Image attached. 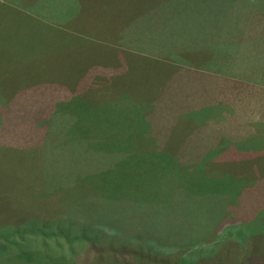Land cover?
Listing matches in <instances>:
<instances>
[{
    "label": "rangeland",
    "instance_id": "rangeland-1",
    "mask_svg": "<svg viewBox=\"0 0 264 264\" xmlns=\"http://www.w3.org/2000/svg\"><path fill=\"white\" fill-rule=\"evenodd\" d=\"M251 62L264 63V0H0V232L63 229L46 237L45 245L43 235L26 233L35 259L7 262L5 253L0 263L203 264L213 256L235 258L236 242L248 246L249 238L264 232V165H228L221 177L208 175L207 183L194 176L196 186L189 188L184 178L169 197L129 202L111 199L105 186L107 176H119L109 172L112 165L127 171L130 163L113 156V149H98L119 141L112 140L119 124L125 134L136 132L126 115L148 95L161 107V98L173 96V115L204 111L191 130L233 126L241 137L238 152L250 155L257 145L264 151V112L255 116L256 107L264 108L262 75L253 79L242 68ZM91 85L103 91L82 99ZM224 96L235 104L225 106L219 100ZM199 98L203 105L188 109ZM164 114L152 112L151 121L160 118L165 128L171 116ZM109 115L117 127L107 124ZM226 136L217 148L236 135L231 130ZM118 207H124L121 215ZM122 228L127 234L120 239ZM89 233L97 244L79 237ZM177 242L187 245L172 246ZM249 253L250 247L243 254Z\"/></svg>",
    "mask_w": 264,
    "mask_h": 264
},
{
    "label": "trees",
    "instance_id": "trees-1",
    "mask_svg": "<svg viewBox=\"0 0 264 264\" xmlns=\"http://www.w3.org/2000/svg\"><path fill=\"white\" fill-rule=\"evenodd\" d=\"M92 86L93 85L87 86V89L83 93H80L82 99L85 100V98H87L88 96L92 97L94 93L93 91L95 92L103 91L101 89L92 90ZM53 94L57 95L55 89L50 95L53 97L54 96ZM94 94L96 95V93ZM48 95L49 94H46V96ZM203 95L209 96L208 94H203ZM101 97L105 98V95H101ZM64 98H61V100L66 101ZM98 99L99 98L96 97V99L93 102L95 101L97 102ZM192 99L193 98L191 96L189 99L188 96L186 98L183 97L185 103H189L190 102L189 100ZM201 100L202 99L200 98L197 99L195 103H198V105L188 109L200 108V106L203 105ZM50 101L48 102L49 104L52 102ZM161 102H163L164 107L157 106L156 104L151 102V99L150 97H148V95H145L144 97L140 98L139 104L137 106L135 104L130 106L128 113L126 115L129 116V118L131 119L128 127H133L134 125H136V132L130 131L129 133L125 134L124 132H121V129L119 128L121 127V125L119 124L118 126L119 130L113 134V138H112V140L117 139L119 141H113L114 142L113 147L98 145L99 146L98 150L110 153L111 151L110 149H113L114 150L113 156L115 157L120 156L119 160H126L127 163H130L129 169L127 171H125L127 166H125V168L123 169H118L117 168L118 165L116 166L112 165L113 167L111 169L110 168L108 169L109 172L112 171L117 172V175H119V176L116 175L107 176L108 182L105 187L111 190L112 193L109 196L111 199L128 198L127 200L129 201L133 199L135 200L137 198H145V200L150 198L146 196L169 197L172 194V191H174L179 184H182L181 181H183L184 178L185 179L183 182L185 186H188L189 188H193L196 185H194V182L191 179L192 177L198 176L199 182L207 183V181L209 180V178L207 177L208 175L221 177V175L223 174L222 167H226L230 165L227 162L233 161V158H228V157L223 158L224 150L220 151L224 149L222 145H220L217 148V144H220V137H219L220 130L215 131L212 127H207V128L201 127L196 130L195 129L191 130V127L195 125L193 123L194 118H196V124L200 122L202 116H205L204 111L186 112L181 110L173 115L172 112V103H174L173 96H164L163 98H161ZM44 103L45 105H47V102H43V104ZM195 103L193 105H195ZM26 107H29V105L28 106L26 105ZM157 109L162 110V112L157 111ZM152 112H155V115H159V116L160 115L164 116L165 115L164 112L170 115L171 116L170 123L165 128H163L164 126L160 124V122H162V119L159 118L158 124L156 119H153L152 122L151 121ZM208 114L210 113L207 112V115ZM192 115L193 117H188ZM117 122L118 119L115 118L114 115L113 116L109 115L107 124H114L112 127H117L115 125V123ZM177 129L187 130V135L186 136L177 135L176 137L175 131ZM152 131H153V135L156 138H153V136L150 135ZM159 134L161 135L160 137ZM148 136H150L151 138H149ZM183 137L185 138L183 139ZM176 138L179 140V142L176 140ZM218 138H219V142L216 143ZM210 148H217V149L220 148V150L219 152L217 151L215 152V154H213ZM225 153L227 156H229L231 154V150L226 148ZM245 157L248 158L242 159V161L239 164L233 166L244 167L245 165H249V164H245L246 160L249 161L252 160L251 162H255L256 159H259L260 157L263 158V155L258 154L256 155L255 159H253V156L250 155ZM120 166L121 165H119V167ZM203 175H205L206 177H204ZM226 180L229 182H233L234 179L233 177H227ZM129 202H135V201H129ZM81 210L84 209L81 208ZM118 211H120L119 214L121 215V213L124 211V207H118ZM142 213L143 212L138 213V216L141 215ZM101 214L103 217H105L104 213ZM144 216L145 214L143 215V217ZM7 219L11 220V217H7ZM124 220H120L119 216L115 217L116 222L123 223ZM58 227L59 226L56 225H47L46 228L33 226L31 230H29L28 227H23L21 229L14 228L15 230L6 229V231L0 232V257L4 256V254L6 253L5 257L7 262L12 261L14 260V258L17 257L24 258L25 261L27 257L30 261H33L35 259L34 254H32V252L28 251L26 248L29 245V241H30L29 239L26 238V233H30V234L32 233L34 238L36 237L35 234L43 235L44 240H42V242L44 244L45 240H48L46 239V237L49 236L52 237L53 235H56L57 237L59 236V234H63V229L58 231L57 230ZM89 229L92 230L91 228ZM124 233H126V229L122 228L121 231L119 232L120 239L123 237L121 234ZM81 235L82 236H79L81 239H90L89 241L92 245L97 244L95 241L97 240V236L95 237V234L89 233V236L84 234ZM76 236H78V234L75 235L74 239H79V237ZM18 237H20L21 239L27 242L23 240L20 241ZM127 244L128 241H124L123 245H127ZM185 245L187 244H183L181 242L172 243V246L174 247L185 246ZM14 248L18 250L15 254L11 252V250ZM113 250L115 249L113 248ZM47 254L53 255L49 253ZM54 256L59 258L60 260L61 257L60 255H54ZM47 259L49 260V258ZM112 262H113L112 264H114V262L115 264H128L126 260H124L125 263L118 260H114Z\"/></svg>",
    "mask_w": 264,
    "mask_h": 264
},
{
    "label": "crops",
    "instance_id": "crops-1",
    "mask_svg": "<svg viewBox=\"0 0 264 264\" xmlns=\"http://www.w3.org/2000/svg\"><path fill=\"white\" fill-rule=\"evenodd\" d=\"M249 64H250L251 67H242V68L248 69L251 72V74L254 75L253 79H258V80H259V78L257 77V75H258V71H259L260 75H262V77L260 78V83L261 82L262 83L260 85H264V72H262V70L264 71V63L258 64V65H254L255 63L251 62ZM259 68H261V69H259ZM261 72H262V74H261ZM261 89L264 92V87H261ZM219 100L220 101L224 100L222 102L225 103V106L226 105H231V103L234 105L235 102H236V99H234L233 101L231 99L227 100V98L225 96L219 98ZM229 101H232V102L229 103ZM260 102H262L263 106H264V95L261 96V101ZM238 107L240 108V110L243 109L242 106L239 105V104H238ZM255 111H256L255 116L261 117V115L264 112V108L262 107V109L259 110L256 107ZM231 130L233 131L234 135H236V136L234 137V139H232L233 143L231 141H229L230 144L228 146H227V143H226V147L223 146V148H224L223 149L224 150L223 151L224 152L223 153V158L224 157L233 158V161H229L227 163L230 164V165H236V164H239L242 161V159H246L248 157H245L244 154H242L241 152L237 151V146H236L235 143H237L238 138H241V137L239 136V134L237 132V129L235 127L228 126L226 128L224 127L222 130L220 129V132H219L220 141H221V138H222L223 135L227 138L226 135H227V133L229 134V132ZM236 132H237V134H236ZM251 133L252 132H250V136H251ZM251 138H253V136H251ZM226 148L231 150V154L229 156H227L226 153H225L226 152ZM258 149H260V147L258 145L255 146V149H254L255 152L250 154V156H253V159H255L256 155L262 154L263 158L260 157L259 159H256L255 162H251L252 160L251 161L246 160L245 164L264 165V151H260V150L258 151ZM256 228H257V226H256ZM257 229L258 230L262 229L261 225L258 224V228ZM251 230H253V229H251ZM245 244H247L248 246L244 245L242 243V241H238V242L235 243V248L237 249L236 254H234L236 256L235 258L230 257V258H226V260H225V258H220V257L213 256V258H211V260L209 259L207 261L206 259H204V263L203 264H264V232L259 234V235H255V236L249 238V241L246 242ZM249 247H250V253L249 254H243L245 252V250L248 249ZM226 261H229V262L227 263Z\"/></svg>",
    "mask_w": 264,
    "mask_h": 264
}]
</instances>
